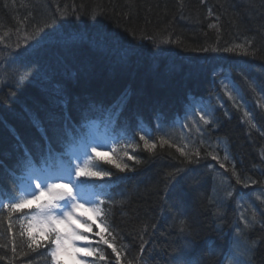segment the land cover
I'll list each match as a JSON object with an SVG mask.
<instances>
[{
	"label": "bare ground",
	"instance_id": "6f19581e",
	"mask_svg": "<svg viewBox=\"0 0 264 264\" xmlns=\"http://www.w3.org/2000/svg\"><path fill=\"white\" fill-rule=\"evenodd\" d=\"M64 1L0 0V51L14 39L30 47L8 57L0 52V128L11 137L3 146L9 156L0 160V201L15 194L3 169H15L27 156L43 163L65 152L90 156L96 147L101 155L92 169L112 173L97 177L102 185L125 186L143 175L149 183L158 180L161 197L156 205L155 193L142 199L135 186L136 201L127 194L119 199L117 215L140 208L145 218L141 214L137 226L128 225L127 242L113 243L119 261L109 248L96 264H199L197 254L204 264H264V0H258L262 11L256 5L235 24L223 18L215 0L190 1L188 9L176 0L175 21L193 35L184 42L165 34L119 35L102 20L86 24ZM28 40L35 41L28 46ZM97 56L99 65L93 62ZM108 63L125 67L128 79ZM150 66L151 89L134 92L132 85L147 80L144 69ZM105 128L110 139L85 140ZM145 134L156 145L152 152L140 140ZM110 159L133 171L120 172ZM202 200L205 207L197 214ZM1 221L9 228L16 223L9 215ZM7 249L24 257L8 264L47 263L35 246Z\"/></svg>",
	"mask_w": 264,
	"mask_h": 264
},
{
	"label": "trees",
	"instance_id": "16d2710c",
	"mask_svg": "<svg viewBox=\"0 0 264 264\" xmlns=\"http://www.w3.org/2000/svg\"><path fill=\"white\" fill-rule=\"evenodd\" d=\"M92 1H96L98 3L97 6L91 5L90 3ZM176 0H65L63 3L68 6L69 4H73V6L76 8V12L78 14L74 15H80L81 17H85L82 21L86 24H93V20L95 19L96 22H100L99 20H102L106 25L109 27H113L116 29V32L119 35L125 34L126 36L130 37H141V38H147L150 39L154 36L160 35H170L171 39H177L178 42L185 41L186 38L193 36L191 33L187 32L190 30H187L183 25H178L175 21L177 16H174V13L179 12V4L177 5V9H173V2ZM190 1L193 3L195 0H182V3L184 4V8L188 9V5ZM13 2V1H11ZM206 3L214 2V0H205ZM216 7L222 14L224 15L223 18H227L232 22V24H235L239 22L241 19L244 18L243 13L247 10H253L257 8L256 5H258V0H215ZM181 3V4H182ZM19 3H17L18 6ZM182 4V5H183ZM256 6V7H255ZM260 6V9L262 11V6ZM20 8H28V4H25L24 7L18 6ZM69 10V9H68ZM95 10L99 13L96 14ZM95 14H94V13ZM188 12V11H187ZM1 25H3V22L1 21ZM94 25V24H93ZM4 26V25H3ZM99 26V25H98ZM200 36V35H199ZM27 37V36H25ZM24 39V38H23ZM21 40V39H18ZM11 40V44H7L5 47V50L0 51L3 53L4 56L8 57L15 53H23L24 50H27L30 52V47H25L20 43H17V41ZM153 40V39H152ZM35 41V40H33ZM33 41L28 40V46ZM153 43V42H152ZM256 47H257V41H256ZM258 48V47H257ZM77 49H82V46H79ZM82 52V51H81ZM262 54V53H261ZM101 59L99 56L95 58L93 61L94 64L101 63ZM88 63H92L91 58H89ZM130 65H134L137 67H144L147 65L146 61H144V64H136L134 62H130ZM109 68L111 70H114L116 74H120L119 77L123 78V81L128 79V74L125 71V67H118L120 70H116L115 67H113L110 63H108ZM117 68V67H116ZM118 71V73H117ZM144 71L147 73V80L142 81L137 84H133V91L136 92H142V90H148L151 89L150 86L153 82V79L151 78V75L154 73V69L151 68V66L148 68V70L144 69ZM115 74V75H116ZM11 137L8 135V133L1 127L0 128V160L4 161L9 156V153L3 152V146L10 143ZM3 173V172H2ZM4 174V173H3ZM131 180H134L133 182H129L130 188H128V185L124 187V192L128 195L127 199H130L133 197L136 201V194L134 195L133 190L135 189V186H138L140 189L139 196H142V199H145V194L151 195V192L155 193V195H152L153 197L151 200L155 202L156 205H160L161 197L157 190V181L158 180H151V183L148 182L147 177L141 176L140 178H132ZM133 183V184H132ZM132 184V186H131ZM133 189V190H131ZM139 198V200H142ZM154 202H151L154 204ZM201 204L197 205L195 209V213L199 214V212L203 211V208L205 207L204 200L200 202ZM124 206V205H123ZM123 207L120 208V211ZM142 210L140 208L132 209L128 208L127 212L128 215L126 217L121 216L120 214L117 215V211L115 208L112 209L111 212V220L112 224L115 228V234L117 233L120 235L123 242L128 241V235H130L128 225L131 227L137 226L139 223V216L141 214L142 218H145V213L141 212ZM179 213L178 215H180ZM204 220L205 219V212H204ZM120 232V233H119ZM164 232L160 231V234ZM116 234V239H117ZM163 239H166L164 237ZM14 245H20L18 240H14V244L12 246L10 240H0V250L1 247H4L2 251H0V264H8L9 259L16 260L17 262H21V260L24 259L23 256H19V254H16L15 252H11L9 249H7L8 246L14 247ZM178 249V247H176ZM177 251V250H176ZM199 264H204V257L201 254L196 255ZM28 261V260H27ZM132 262V261H131ZM133 264V262L131 263Z\"/></svg>",
	"mask_w": 264,
	"mask_h": 264
},
{
	"label": "snow or ice",
	"instance_id": "6c2138e0",
	"mask_svg": "<svg viewBox=\"0 0 264 264\" xmlns=\"http://www.w3.org/2000/svg\"><path fill=\"white\" fill-rule=\"evenodd\" d=\"M237 47L241 46L238 45ZM227 50L232 51V49ZM204 51H207V49H204ZM200 120L203 121L204 124L210 123L206 115H200ZM146 135L147 134L140 135V140L143 141L144 148L152 152L156 145L150 143ZM164 143H168V141L161 139V144L163 145ZM127 147H132V145H127ZM177 150L181 152V155H186L182 149L178 148ZM116 151L117 149L114 147L112 152L115 153ZM195 154L198 156L199 151L197 150ZM100 155L101 153L97 151V148L92 147L91 155L86 156V159L83 160V164L77 163L73 165L70 163L67 168L55 176H31L26 182L25 189L20 192L18 196L11 195L8 197L7 202L0 201V211L7 209L9 210L10 216L11 213L21 212L22 209L32 205L36 207L38 214L31 216L24 215L21 219H26L28 221L26 231L29 232V239H35L31 235V232L35 231L48 238L49 243L54 245L48 253L54 264H59L57 261L58 255L69 249H74L77 253L82 251L85 256H92L96 253L97 249L93 248L91 244L86 245L84 248L76 247L77 241H87L89 239L88 236L84 235L73 226L76 221L82 218L77 215V210L84 208L86 203L90 204L91 207L85 210L91 211L99 218L104 225V231H106L109 236H112V232L109 230L107 221L104 218L106 213L104 212L103 205L106 201L104 199H85L89 195L88 185L81 179L83 176L104 178L112 175L110 171L106 170H91L97 166L94 158ZM124 155H127L129 160H135L137 164L141 163L136 157L128 155L126 151ZM212 159L215 160L217 157L213 155ZM225 159H227V156H225ZM108 163L113 164L120 172H125L126 170L133 171L127 164L117 162L115 159H110ZM220 167L223 168L224 164L221 163ZM233 175H235V172ZM237 183H240L239 179H237ZM89 219H91V217H89ZM84 223L86 225V230L91 231V227L88 226V221L85 220ZM248 226V224H245V227ZM97 227H99V225H97ZM21 228H24L23 224H21ZM9 231H11V227ZM23 234L24 232L22 231L21 235ZM97 235H100V233H97ZM101 240L103 243L107 244L109 248H112L114 253H117V261H119L120 254L117 252V249L113 247V244L104 240L103 236H101ZM113 240H115V237H113ZM28 247L31 249L33 246L30 243ZM37 247H43V245L38 243ZM34 250L35 249H33V251ZM141 250L143 251V245L141 246ZM99 260H105L103 251L99 253ZM185 264H188V262L185 261ZM237 264H242V262L238 261Z\"/></svg>",
	"mask_w": 264,
	"mask_h": 264
},
{
	"label": "rangeland",
	"instance_id": "374dc122",
	"mask_svg": "<svg viewBox=\"0 0 264 264\" xmlns=\"http://www.w3.org/2000/svg\"><path fill=\"white\" fill-rule=\"evenodd\" d=\"M133 181H134V180H131L130 182H133ZM132 184H133V183H132ZM132 184H131V186H132ZM128 188H130V185H129V184H128ZM117 212H119V210H118ZM119 233H120V232H119ZM116 234H117V233H116ZM117 238H120L121 240L124 239V238H121L120 235H118V234H117ZM178 241H181V240H178ZM20 245H21V247L24 246L23 244H20ZM3 249H4V247H1V250H0V251H2Z\"/></svg>",
	"mask_w": 264,
	"mask_h": 264
}]
</instances>
